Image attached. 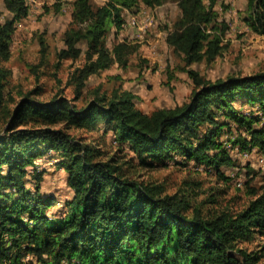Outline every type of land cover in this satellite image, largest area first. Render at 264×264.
<instances>
[{"label": "trees", "instance_id": "trees-1", "mask_svg": "<svg viewBox=\"0 0 264 264\" xmlns=\"http://www.w3.org/2000/svg\"><path fill=\"white\" fill-rule=\"evenodd\" d=\"M140 1L155 7L169 0H106L97 8L92 0H74L73 23L59 55V63L77 59L83 53L79 43H87L85 61L71 75L74 97L61 91L41 99L43 88L37 86L16 99L7 92L12 70L6 63L16 22L28 16L29 6L27 0H4L10 14L0 21V264L264 260V243L249 245L264 238V183L249 186L251 198L242 208L206 212L203 205L192 209L188 194L168 192L142 171L170 160L194 161L229 180L222 167L237 165L233 150L246 157L255 147L264 153V70L212 80L190 68L213 62L224 47L229 24L215 9L217 0H171L181 15L166 40L183 56L195 83L188 101L148 113L131 91L116 89L112 94L96 90L90 100L78 102L91 75L114 64L127 66L139 50V44L126 40L109 47L107 37L122 26L123 11ZM244 20L264 36V0H248ZM42 52L46 56L45 47ZM103 124L114 132V150L102 144L104 135H86ZM46 155L67 171L71 198L43 192L36 159ZM31 170L37 181L27 186ZM60 204L64 208L52 210Z\"/></svg>", "mask_w": 264, "mask_h": 264}, {"label": "rangeland", "instance_id": "rangeland-1", "mask_svg": "<svg viewBox=\"0 0 264 264\" xmlns=\"http://www.w3.org/2000/svg\"><path fill=\"white\" fill-rule=\"evenodd\" d=\"M74 0H27L29 14L16 22L17 30L12 41V57L6 65L12 70L7 87L16 99L21 92L42 86L41 99H50L59 92L74 97L75 83L72 72L85 61L84 52L87 43L79 46L83 53L77 59H63L59 55L66 47L64 36L73 23ZM97 8L106 0H92ZM208 3L209 0H206ZM248 0H217L215 9L220 18L226 20L229 29L223 38V49L213 62L194 63L190 68L200 75L212 80L227 77L230 74H250L264 70V36L253 31L244 20L247 14ZM10 13L6 10L4 0H0V21ZM181 12L175 1H167L155 7H149L142 1L133 10L123 11V24L113 27L107 37V44L112 47L117 42L126 40L139 44L137 53L130 56L127 66L114 64L111 68L91 75L83 88L80 104L90 100L99 90L112 94L114 90L131 91L136 97L137 106L145 112H152L162 107L181 105L190 99L195 83L186 69L183 56L167 44V35L174 27ZM154 18L145 31L137 28V22ZM134 19L137 20L134 23ZM43 41V44H42ZM43 47L46 56H43ZM37 66L36 72L33 68ZM241 106V101L236 102ZM100 130L86 135L90 138L104 135L102 144L117 146L112 130ZM238 131L236 130L235 133ZM52 154V153H51ZM237 165L222 167L229 180H223L215 170L197 167L194 161L178 164L168 161L167 165L144 168L145 178L163 184L168 192L188 194L192 209L203 205L204 211L211 208L240 209L251 198L249 186L259 187L264 183V153L253 148L248 157L243 152L233 150ZM177 160H182L178 157ZM36 163L43 172L40 181L44 193H53L60 200L71 198L73 190L68 186V173L58 165V161L48 155L38 157ZM31 169V167H29ZM253 169L251 173L249 170ZM27 186H33L37 177L32 170L27 176ZM248 180L250 184H247ZM212 198L216 203L208 202ZM207 201V202H206ZM62 204L52 210L62 209ZM264 238L258 237L249 245L258 246ZM264 264V260L261 262Z\"/></svg>", "mask_w": 264, "mask_h": 264}, {"label": "built area", "instance_id": "built-area-1", "mask_svg": "<svg viewBox=\"0 0 264 264\" xmlns=\"http://www.w3.org/2000/svg\"><path fill=\"white\" fill-rule=\"evenodd\" d=\"M154 23V18L149 19L148 21H140L137 22V28L139 31L143 32V29H145L148 25H152ZM248 156V153L246 154Z\"/></svg>", "mask_w": 264, "mask_h": 264}, {"label": "bare ground", "instance_id": "bare-ground-1", "mask_svg": "<svg viewBox=\"0 0 264 264\" xmlns=\"http://www.w3.org/2000/svg\"><path fill=\"white\" fill-rule=\"evenodd\" d=\"M149 19H152V18H147V19H145L144 21H148ZM137 22V20L136 19H134V23H136ZM148 27V26H147ZM147 27L145 28V29H147ZM145 29H143V31H145Z\"/></svg>", "mask_w": 264, "mask_h": 264}]
</instances>
